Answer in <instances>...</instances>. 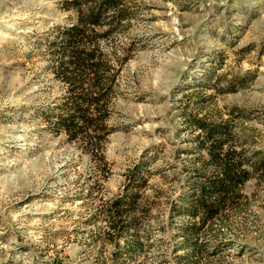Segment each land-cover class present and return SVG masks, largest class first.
I'll return each instance as SVG.
<instances>
[{"label": "rangeland", "instance_id": "374dc122", "mask_svg": "<svg viewBox=\"0 0 264 264\" xmlns=\"http://www.w3.org/2000/svg\"><path fill=\"white\" fill-rule=\"evenodd\" d=\"M59 1L0 0V264H111L98 234L104 203L138 163L144 243L123 264H264V169L189 257L178 256L173 226L186 218L171 213L191 158L183 112L229 119L264 156V0H130L133 16L110 41L130 55L110 102L112 132L86 146L46 120L63 90L47 50L68 14Z\"/></svg>", "mask_w": 264, "mask_h": 264}, {"label": "trees", "instance_id": "16d2710c", "mask_svg": "<svg viewBox=\"0 0 264 264\" xmlns=\"http://www.w3.org/2000/svg\"><path fill=\"white\" fill-rule=\"evenodd\" d=\"M58 3L68 14L64 24L51 27L47 50L53 76L62 83L63 90L48 106L46 120L68 140L81 141L86 146L91 138L97 142L112 132L106 124L110 102L121 66L130 55L125 44L110 41L127 27L133 9L130 0ZM199 109L183 112V124L189 130L184 153L191 158L183 166L185 188L171 208L172 216L186 218L173 225L175 248L183 253L178 255L182 257L190 256L201 230L223 208L243 198V184L264 169V156L249 150L244 145L246 138L233 134L229 119L208 118L199 114ZM50 116L54 118L51 120ZM145 170L139 163L128 169L120 192L104 203L107 222L98 234L104 235L113 247L109 255L111 264H123V260L142 250L141 238L145 235L138 232L134 209L139 189L144 185ZM128 232H132L129 237L125 236ZM188 264L195 263L192 260Z\"/></svg>", "mask_w": 264, "mask_h": 264}]
</instances>
